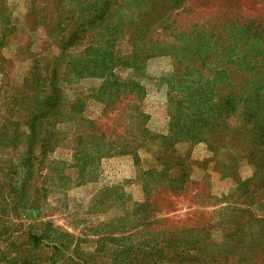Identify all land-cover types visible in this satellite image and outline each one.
I'll return each mask as SVG.
<instances>
[{
    "label": "rangeland",
    "instance_id": "1",
    "mask_svg": "<svg viewBox=\"0 0 264 264\" xmlns=\"http://www.w3.org/2000/svg\"><path fill=\"white\" fill-rule=\"evenodd\" d=\"M0 1V264H264L244 149L184 134L264 78V0Z\"/></svg>",
    "mask_w": 264,
    "mask_h": 264
},
{
    "label": "trees",
    "instance_id": "2",
    "mask_svg": "<svg viewBox=\"0 0 264 264\" xmlns=\"http://www.w3.org/2000/svg\"><path fill=\"white\" fill-rule=\"evenodd\" d=\"M0 48L6 34L2 31V26L4 29L9 25V18L6 15V10L2 2L0 1ZM253 75V74H252ZM263 76V74H262ZM245 84L242 85L238 83L240 87H234L229 85L225 88L224 93L218 95V100L211 101L208 105L200 108L193 115L188 116L186 119L189 123L186 126H191L188 133H184L188 140H202V141H212L215 143L213 146L215 148L219 147L222 143L220 140L223 136H228L227 133L233 135L237 139V143L244 149V157L248 160L254 167V174L251 179L242 181V186L250 187L253 186L254 190L264 192V78L260 79L256 84H253L249 88L251 83L250 75L244 77ZM254 79H252L253 81ZM239 88V89H237ZM201 99L200 97L198 98ZM206 102V101H202ZM199 111L201 113H199ZM139 116L142 117L143 122L136 127L137 136L132 137L131 140L123 145H114V140L107 142L109 150L116 153H129L127 147H131L132 143H135L134 148H146L147 143L145 140H150L155 138L156 134H153L147 129L144 119L146 115L140 113ZM230 118V121L226 119ZM91 130H98V123L91 121ZM178 125V129L186 127ZM195 127V128H194ZM174 128L173 121L170 124V131ZM99 132V131H98ZM198 132V133H196ZM101 132H99L100 134ZM171 134V132H170ZM200 134V136H197ZM91 138L96 137L93 132L89 135ZM100 137V136H99ZM166 136H159L158 138H164ZM108 138V137H107ZM108 140V139H107ZM194 142V141H192ZM217 142V143H216ZM157 144V145H156ZM156 146L161 147V143L158 141L155 143ZM121 146L118 151L115 150L116 147ZM134 150V149H133ZM132 151V150H131ZM178 159L179 157H174ZM182 178V177H179ZM248 191V189L246 190ZM33 240H37L36 235H27ZM36 242V241H35ZM35 242H33L35 244Z\"/></svg>",
    "mask_w": 264,
    "mask_h": 264
}]
</instances>
